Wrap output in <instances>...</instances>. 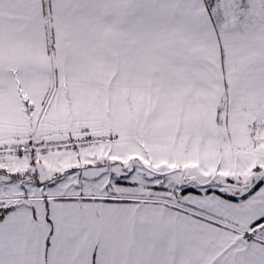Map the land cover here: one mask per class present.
Here are the masks:
<instances>
[{"label":"snow or ice","instance_id":"6c2138e0","mask_svg":"<svg viewBox=\"0 0 264 264\" xmlns=\"http://www.w3.org/2000/svg\"><path fill=\"white\" fill-rule=\"evenodd\" d=\"M0 264H264V0H0Z\"/></svg>","mask_w":264,"mask_h":264}]
</instances>
